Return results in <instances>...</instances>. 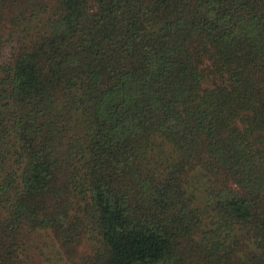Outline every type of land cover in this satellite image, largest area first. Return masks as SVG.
<instances>
[{"label":"trees","instance_id":"1","mask_svg":"<svg viewBox=\"0 0 264 264\" xmlns=\"http://www.w3.org/2000/svg\"><path fill=\"white\" fill-rule=\"evenodd\" d=\"M34 235L264 264V0H0V264Z\"/></svg>","mask_w":264,"mask_h":264},{"label":"rangeland","instance_id":"2","mask_svg":"<svg viewBox=\"0 0 264 264\" xmlns=\"http://www.w3.org/2000/svg\"><path fill=\"white\" fill-rule=\"evenodd\" d=\"M43 239H46L43 235L38 238L36 235L30 236V250H32L31 252L34 257L33 264H52V261L54 260L52 250H50L48 246L43 245ZM32 244H37V248ZM81 249H84V247L81 246ZM41 251H43L44 254H41Z\"/></svg>","mask_w":264,"mask_h":264}]
</instances>
